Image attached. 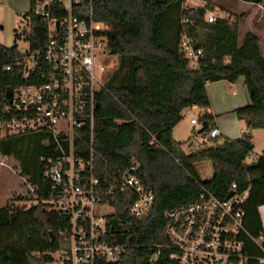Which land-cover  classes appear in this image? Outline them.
Listing matches in <instances>:
<instances>
[{
  "label": "trees",
  "instance_id": "16d2710c",
  "mask_svg": "<svg viewBox=\"0 0 264 264\" xmlns=\"http://www.w3.org/2000/svg\"><path fill=\"white\" fill-rule=\"evenodd\" d=\"M29 1L31 6L33 0ZM185 1L95 0L94 17L109 26L110 50L117 57L107 89L97 94L95 172L111 178L138 164L136 176L154 195L152 209L141 219L129 213V191L119 192L112 201L115 213L108 216V240L131 243L116 264H178L169 258L172 249L168 247L154 254L157 244L169 242L165 212L196 201L204 189L220 199L226 197L232 183L238 192L253 184V191L254 184L264 177L260 167L264 150L257 166L246 167L242 163L254 149L249 134L237 139L213 138L210 145L190 153L173 138V128L182 120L184 109L210 107L207 83H235L239 78L246 87L248 103L225 114L233 115L247 127L264 129V57L258 36L246 31L241 37L239 17L234 22L217 18L207 23L204 16L210 5L205 1L191 7L185 6ZM240 1L261 4L264 0ZM27 18L28 29L22 31L24 39L31 49L40 48L46 28L31 9ZM184 19L193 24L183 23ZM185 28L195 39L196 47L203 50V58L195 69L179 47ZM21 55L16 44L7 47L0 43V104L7 88L23 83L17 72L5 70ZM216 116L205 111L199 117L201 122L206 121V130L215 124ZM78 133L82 134L80 141L89 142L85 127ZM51 146L45 131L0 138V154L18 161L20 175L28 178L38 200L27 208L0 206V264H51L52 254L63 246L59 232L68 219L41 202L49 198L50 191L40 158L49 155ZM203 161H209L213 168L208 181H202L195 169L196 163ZM248 207L249 202L246 227ZM247 229L254 237L262 234L256 235V227Z\"/></svg>",
  "mask_w": 264,
  "mask_h": 264
},
{
  "label": "built area",
  "instance_id": "2783aa9c",
  "mask_svg": "<svg viewBox=\"0 0 264 264\" xmlns=\"http://www.w3.org/2000/svg\"><path fill=\"white\" fill-rule=\"evenodd\" d=\"M94 4L95 0L32 1L31 12L45 26L46 38L40 48L31 49L28 43L27 50L5 66L8 72H17L23 83L11 88L10 98L4 92L0 104V138L45 131L52 142L49 155L40 158L50 191L41 202L68 219L59 232L63 246L52 254L60 264L120 262L131 243L108 240V216L115 213L112 201L119 192L129 191L128 210L136 219L147 216L154 204L152 189L136 176L138 164L111 178L95 172L97 94L107 89L117 57L110 50L109 26L94 17ZM217 18L226 17L218 11L204 16L207 23ZM183 23L193 21L184 19ZM179 47L189 66L198 68L203 50L196 47L186 28ZM200 116L190 118V123L199 128ZM84 127L88 143L80 141L78 130ZM219 137L216 124L204 133L208 140ZM262 151L250 152L243 165L257 161ZM252 186L238 192L232 183L228 192L233 195L228 199L204 189L196 201L165 212L169 242L157 244L154 254L168 247L172 249L169 258L178 264H264V234L254 237L245 225ZM252 247L257 255L251 254Z\"/></svg>",
  "mask_w": 264,
  "mask_h": 264
},
{
  "label": "rangeland",
  "instance_id": "374dc122",
  "mask_svg": "<svg viewBox=\"0 0 264 264\" xmlns=\"http://www.w3.org/2000/svg\"><path fill=\"white\" fill-rule=\"evenodd\" d=\"M191 1V3H197L199 0ZM205 1L208 6L210 5L207 12H213V10L218 9V12H221L229 22H234L239 17L240 20L238 19V23L241 29V36L244 31L249 29L256 31L260 35V44L264 55V2L261 4H252L240 0ZM200 4L193 7H197ZM184 5L189 6L187 0ZM251 7L254 9H251ZM29 10V0H0V43L7 47L16 44L18 50L22 53L27 50L28 42L24 39L22 31L28 29L27 13ZM17 34H19V37H16ZM209 86V91L213 97V108L217 110V113L220 112L221 114L225 110L248 103V93L246 87L242 84V78H239L235 83L226 81L211 82ZM197 113L198 110L194 108L188 111L184 109L182 120L175 126L172 132L174 139L182 142V149L186 153L211 144V140L204 138V135L197 132L198 127H192L189 123V119L195 117ZM239 129L251 134L254 153L259 154L264 150V129H253L247 127L244 123L240 125ZM195 169L198 177L202 181H208L212 178L213 168L209 161L196 163ZM259 184H254L247 212V227L250 230L256 227L257 236L260 235V231L264 234V228L260 218L261 216L264 221V204L260 203L264 196L259 192ZM33 190L34 188L29 184L28 178L20 175L18 161L11 156H3L0 154V206L13 204L17 207L27 208L32 204H36L38 200ZM256 251L257 249L252 247L251 254L257 255L258 251ZM51 264H60L56 254Z\"/></svg>",
  "mask_w": 264,
  "mask_h": 264
},
{
  "label": "crops",
  "instance_id": "0c3cea01",
  "mask_svg": "<svg viewBox=\"0 0 264 264\" xmlns=\"http://www.w3.org/2000/svg\"><path fill=\"white\" fill-rule=\"evenodd\" d=\"M191 2H192L191 0H187V3L189 4V6L193 7V6H196L197 4L204 3L205 0H202V1L199 0V1H197V3H191ZM192 4H194V5H192ZM251 9H254V8L251 7ZM247 31H252V32H254L258 36V38L260 37V35L258 33H256V31H253L252 29H249ZM244 32H246V31H244ZM259 46H260L261 54L264 57V55L262 53V46L260 44V38H259ZM242 84H243V80H242ZM209 87H210L209 86V83H207L206 90H207V94H208V97H209V100H210V108L209 109H201V108H198V107H193L194 109H197L198 110V113L197 114H199L201 112H202L201 114H203L206 111L207 113H210L212 115H217L215 117L214 123L220 129V132H221V140L223 138H225V137H227L229 139H237V138H240L243 134H249L251 136V134L249 132H245V131L239 129L240 128V125L243 123L242 121L237 120L233 115L225 114L226 112L231 111L234 108L229 109V110H225V112H223L221 114H220V112H218V113L216 112L217 110H215L213 108L214 107L213 106L214 105V103H213V97L211 96V93L209 91ZM241 106H243V105H241ZM193 108H191V109H193ZM235 108H237V107H235ZM209 110H210V112H209ZM189 123H190V119H189ZM190 125L192 127H195L191 123H190ZM174 129H175V127L173 128V131H174ZM251 140H252V136H251ZM260 167H261V169L264 170V160H262L260 162ZM257 183H260L259 184L260 185L259 186V192H260V194L262 196H264V177H263V179L260 182H257ZM260 203L261 204H264V198L261 199ZM263 208H264V206H263ZM258 212L260 213L259 210H258ZM261 215H262V210H261ZM260 218H261V221H262V226L264 228V221L262 220V217L261 216H260ZM261 233H262V231H261Z\"/></svg>",
  "mask_w": 264,
  "mask_h": 264
},
{
  "label": "water",
  "instance_id": "95a60500",
  "mask_svg": "<svg viewBox=\"0 0 264 264\" xmlns=\"http://www.w3.org/2000/svg\"><path fill=\"white\" fill-rule=\"evenodd\" d=\"M0 27H1V26H0ZM6 96L9 97V98L11 97V88H7V89H6ZM206 128H207V123H206V121H202V122H201V126L198 128L197 132H198V133L204 132V131L206 130ZM251 165H252V166H257V165H258V162H257V161H253V162L251 163ZM232 195H233V192H232V191L228 192L227 195H226V197H225V199H228V198L231 197Z\"/></svg>",
  "mask_w": 264,
  "mask_h": 264
}]
</instances>
